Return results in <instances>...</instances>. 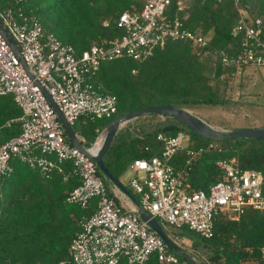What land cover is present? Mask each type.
<instances>
[{
  "label": "built area",
  "instance_id": "obj_1",
  "mask_svg": "<svg viewBox=\"0 0 264 264\" xmlns=\"http://www.w3.org/2000/svg\"><path fill=\"white\" fill-rule=\"evenodd\" d=\"M9 1L12 6L0 7V96L12 95L23 114L7 122H19L22 130L0 144V177L13 171L14 159H21L43 176L57 173L64 181L73 175L80 178L66 201L87 206L96 198L97 211L81 220L70 244L74 264H121L123 260L144 264L152 256L159 264H191L149 228L125 193L118 190L120 199L109 193L92 159L103 146L105 127L96 130L91 145L81 141L86 148L82 151L68 138L47 94L72 127L84 118L110 119L117 112V99L100 91L95 82L103 63L120 58L144 61L171 40L191 41L199 51L209 45V36L186 26L187 16L178 14L184 0L176 1V13L172 12L173 0H142L141 7L121 13L122 36L106 44L93 43L78 53L72 44L47 31L36 14L26 12L23 0ZM234 3L241 16L232 30L235 42L229 50L215 54L222 68L236 78L249 68L264 67V21L249 17L241 0ZM100 140L103 143L96 148ZM158 140L162 143L158 153L137 158L130 165L137 173L130 187L139 196V204L164 229L187 227L209 239L217 218L239 220L248 208L264 211L262 172L242 170L235 159L219 160L221 179L208 190H194L189 183L190 166L218 144L189 149L187 166L179 169L172 161L189 146L190 135L185 131L173 136L160 133Z\"/></svg>",
  "mask_w": 264,
  "mask_h": 264
},
{
  "label": "trees",
  "instance_id": "obj_2",
  "mask_svg": "<svg viewBox=\"0 0 264 264\" xmlns=\"http://www.w3.org/2000/svg\"><path fill=\"white\" fill-rule=\"evenodd\" d=\"M176 1L172 4L174 13L178 11ZM23 3L26 12L36 14L47 31L72 44L78 53L93 43L106 44L122 36L124 31L118 26L121 13L142 5L141 0H23ZM9 6H12L9 0H0V7ZM241 7L249 17L264 21V0H241ZM186 13V26L201 29L209 36V45L197 51L191 41L171 40L144 61L120 58L103 63L95 82L100 91L116 97L117 112L110 119H81L80 134L85 144L94 142L98 128L137 109L164 104L185 109L190 105L224 103L220 84L235 77L222 68L215 52L229 50L234 44L232 30L241 20L238 7L234 0H193L178 11L181 17ZM22 114L12 95L0 96V144L21 133L19 122L10 125L7 122ZM185 128L188 127L183 123L180 127L167 124L154 132L143 133L141 128L140 135L118 140L126 130L121 129L105 155V164L121 180L135 159L148 158L161 150L160 133L173 136L186 131ZM189 135V146L172 161L179 169L187 166L189 149L218 143V148L203 152L190 166L192 189L208 190L221 179L219 160L235 159L242 170L256 169L264 174V140H210L194 131ZM12 165L13 171L0 177V264H74L69 255L70 244L80 230L81 220L97 211V199L87 206L68 203V194L80 184L78 176L73 175L68 181L57 173L43 176L21 159H14ZM133 196L139 201L134 192ZM165 231L173 239L198 235L187 227L170 226ZM198 236L202 243L199 251L207 264H264V211L248 208L239 220L217 218L211 238ZM194 246L197 248V243ZM121 264L129 263L123 260ZM144 264L159 262L152 256Z\"/></svg>",
  "mask_w": 264,
  "mask_h": 264
},
{
  "label": "rangeland",
  "instance_id": "obj_3",
  "mask_svg": "<svg viewBox=\"0 0 264 264\" xmlns=\"http://www.w3.org/2000/svg\"><path fill=\"white\" fill-rule=\"evenodd\" d=\"M192 1L193 0H184L182 8H187ZM185 16H188V13H186ZM246 72L249 73L248 77L238 75L235 79L227 80L226 84L223 82L220 84L219 88L221 94L225 98L224 103L190 105L185 109L200 117L213 127L221 130H225L226 128H264V67L256 69L249 68ZM167 124L181 126V122L169 116H142L125 124L121 128L126 129L123 136H119L117 139H130V136H138L142 133V129L143 133L149 131L154 132ZM73 128L80 133V121H78ZM185 129V132L188 134L193 131L189 127ZM86 145L89 146V144ZM136 175L137 173L129 168L121 177V182L131 189L130 181ZM102 178L108 191H111L113 189V183L105 175H103ZM175 239L183 248L197 256L200 260L205 261L207 264L202 255L203 252L199 251L202 248V243L198 235L192 236L190 239H180L178 237ZM194 243H197V248L194 246Z\"/></svg>",
  "mask_w": 264,
  "mask_h": 264
},
{
  "label": "water",
  "instance_id": "obj_4",
  "mask_svg": "<svg viewBox=\"0 0 264 264\" xmlns=\"http://www.w3.org/2000/svg\"><path fill=\"white\" fill-rule=\"evenodd\" d=\"M47 97L50 103L53 105L56 110L64 128L67 132L68 138L71 140L73 145L80 148L82 151L86 152V148L79 140L75 129L67 122L64 118L63 114L60 112L58 106L53 102L52 98L47 94ZM148 115H161V116H169L177 121L183 123L195 133L200 136H203L210 140H223V139H232V138H246L261 141L264 140V128H244V129H231V130H221L213 127L200 117L192 114L187 109L180 108L173 104H164L158 106H152L142 109H137L126 114H123L116 119L112 120L107 126L106 129V137L103 143V146L99 152V154L93 157V161L98 165L99 169L105 175L115 187L125 193L137 206L138 213L140 218L147 222L149 228L155 231L159 236L164 240V242L177 254L183 257L186 261L191 264H205L202 260L197 258L194 254L187 251L180 244H178L175 240H173L165 231V229L155 220L150 214L139 204L136 197L126 188V186L121 182V180L115 178L113 174L109 171L105 164V155L109 148L111 147L113 140L119 130L124 126L123 124H127L128 122L137 119L142 116Z\"/></svg>",
  "mask_w": 264,
  "mask_h": 264
},
{
  "label": "crops",
  "instance_id": "obj_5",
  "mask_svg": "<svg viewBox=\"0 0 264 264\" xmlns=\"http://www.w3.org/2000/svg\"><path fill=\"white\" fill-rule=\"evenodd\" d=\"M253 69H254V68H253ZM248 76H249V73H248V72H246L244 75H242V77H248ZM226 129H234V128H226ZM226 129H225V130H226ZM75 131H76V130H75ZM76 132H77V131H76ZM78 137H79V140L85 142V138H84L80 133H78ZM126 188L128 189V187H126ZM118 190H119V189L113 185V189H112L111 191H109V193H110L111 195H116V196L119 197V199H120V194H119V191H118ZM132 194H133V192H132Z\"/></svg>",
  "mask_w": 264,
  "mask_h": 264
},
{
  "label": "bare ground",
  "instance_id": "obj_6",
  "mask_svg": "<svg viewBox=\"0 0 264 264\" xmlns=\"http://www.w3.org/2000/svg\"><path fill=\"white\" fill-rule=\"evenodd\" d=\"M125 124H126V123H125ZM125 124H123V125H125ZM102 143H103V140H100V141L98 142V144H97V147H96V148L100 147V146L102 145Z\"/></svg>",
  "mask_w": 264,
  "mask_h": 264
}]
</instances>
